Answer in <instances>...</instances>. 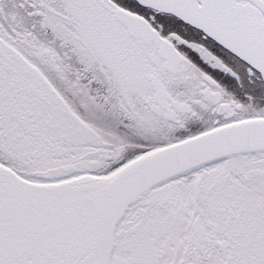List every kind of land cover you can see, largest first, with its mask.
<instances>
[{"label": "snow or ice", "instance_id": "6c2138e0", "mask_svg": "<svg viewBox=\"0 0 264 264\" xmlns=\"http://www.w3.org/2000/svg\"><path fill=\"white\" fill-rule=\"evenodd\" d=\"M0 264H264V0H0Z\"/></svg>", "mask_w": 264, "mask_h": 264}]
</instances>
